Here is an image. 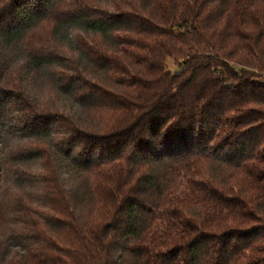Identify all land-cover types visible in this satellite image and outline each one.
Instances as JSON below:
<instances>
[{"label":"trees","instance_id":"1","mask_svg":"<svg viewBox=\"0 0 264 264\" xmlns=\"http://www.w3.org/2000/svg\"><path fill=\"white\" fill-rule=\"evenodd\" d=\"M0 42L58 90L0 56V264H264V0H0Z\"/></svg>","mask_w":264,"mask_h":264},{"label":"rangeland","instance_id":"2","mask_svg":"<svg viewBox=\"0 0 264 264\" xmlns=\"http://www.w3.org/2000/svg\"><path fill=\"white\" fill-rule=\"evenodd\" d=\"M0 56H4L7 59V64L12 65V70L17 68V72L19 77L24 78L26 82V87L30 90L32 95H41L45 96L48 93L56 94V86L53 81L54 74L53 70H45V69H28L27 66V54L22 50H16L11 47H8L0 42ZM14 76L11 75V80H14ZM58 91V90H57ZM68 108V106H67ZM76 114L80 117V119H84L81 117L79 111H76ZM7 121L2 119L0 124V201H1V228H2V236L4 239L5 247L11 251L14 249L21 250L23 248V244L18 237V224L12 218V215L9 213L6 208V203L8 199L12 196L13 193L19 190L16 188V184L13 180L10 179V173L6 175L3 180L2 174V165L4 160L7 157V154L13 150L17 143L18 138L16 134L13 133L9 128ZM10 133H9V131ZM22 142V141H21ZM67 167V166H66ZM65 167V173L71 172L74 174V171L70 168ZM18 194H21L18 192Z\"/></svg>","mask_w":264,"mask_h":264}]
</instances>
